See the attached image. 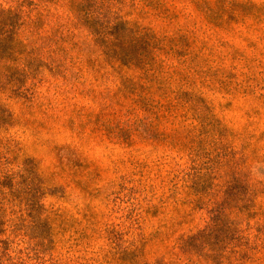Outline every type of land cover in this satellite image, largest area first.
<instances>
[{
	"label": "rangeland",
	"instance_id": "rangeland-1",
	"mask_svg": "<svg viewBox=\"0 0 264 264\" xmlns=\"http://www.w3.org/2000/svg\"><path fill=\"white\" fill-rule=\"evenodd\" d=\"M0 264H264V0H0Z\"/></svg>",
	"mask_w": 264,
	"mask_h": 264
},
{
	"label": "trees",
	"instance_id": "trees-1",
	"mask_svg": "<svg viewBox=\"0 0 264 264\" xmlns=\"http://www.w3.org/2000/svg\"><path fill=\"white\" fill-rule=\"evenodd\" d=\"M84 2H86V3H89V0H83ZM91 1V0H90ZM87 14H88V16L87 17H90L91 15H92V11H88V12H86ZM123 24H127V22H123Z\"/></svg>",
	"mask_w": 264,
	"mask_h": 264
}]
</instances>
